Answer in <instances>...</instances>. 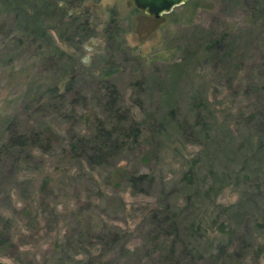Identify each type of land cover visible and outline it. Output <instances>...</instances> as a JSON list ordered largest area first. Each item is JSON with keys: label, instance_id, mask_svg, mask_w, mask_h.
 Instances as JSON below:
<instances>
[{"label": "rangeland", "instance_id": "1", "mask_svg": "<svg viewBox=\"0 0 264 264\" xmlns=\"http://www.w3.org/2000/svg\"><path fill=\"white\" fill-rule=\"evenodd\" d=\"M0 264H264V0H0Z\"/></svg>", "mask_w": 264, "mask_h": 264}, {"label": "water", "instance_id": "2", "mask_svg": "<svg viewBox=\"0 0 264 264\" xmlns=\"http://www.w3.org/2000/svg\"><path fill=\"white\" fill-rule=\"evenodd\" d=\"M136 10L143 15L158 19L169 14L174 8L184 5L187 0H132Z\"/></svg>", "mask_w": 264, "mask_h": 264}, {"label": "trees", "instance_id": "3", "mask_svg": "<svg viewBox=\"0 0 264 264\" xmlns=\"http://www.w3.org/2000/svg\"><path fill=\"white\" fill-rule=\"evenodd\" d=\"M109 87V92H110V94H113V92L115 91L114 89H113V87L112 86H108ZM144 178V176H139L138 177V180H140V181H142V179ZM131 181V180H130ZM139 181V182H140Z\"/></svg>", "mask_w": 264, "mask_h": 264}]
</instances>
